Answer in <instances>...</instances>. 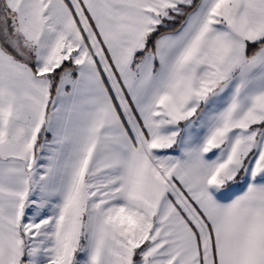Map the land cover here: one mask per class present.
<instances>
[{
    "label": "snow or ice",
    "instance_id": "6c2138e0",
    "mask_svg": "<svg viewBox=\"0 0 264 264\" xmlns=\"http://www.w3.org/2000/svg\"><path fill=\"white\" fill-rule=\"evenodd\" d=\"M0 264H264V0H0Z\"/></svg>",
    "mask_w": 264,
    "mask_h": 264
}]
</instances>
